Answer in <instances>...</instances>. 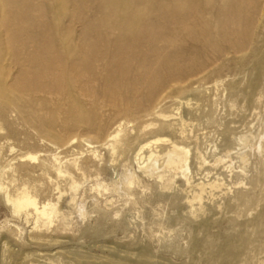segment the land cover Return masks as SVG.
<instances>
[{"label": "bare ground", "instance_id": "6f19581e", "mask_svg": "<svg viewBox=\"0 0 264 264\" xmlns=\"http://www.w3.org/2000/svg\"><path fill=\"white\" fill-rule=\"evenodd\" d=\"M67 2L74 11L57 14ZM224 67L246 79L190 77ZM221 97L250 117L241 130L215 116ZM60 113L93 138L59 126ZM263 117L264 0H0V202L27 224L7 232L40 248L22 264H83L59 240L74 214L119 217L128 206L141 220L151 198H178L193 223L242 191L251 155L264 160ZM17 201L32 203L17 212ZM248 238L221 243V264ZM1 242L4 264L15 251Z\"/></svg>", "mask_w": 264, "mask_h": 264}, {"label": "rangeland", "instance_id": "374dc122", "mask_svg": "<svg viewBox=\"0 0 264 264\" xmlns=\"http://www.w3.org/2000/svg\"><path fill=\"white\" fill-rule=\"evenodd\" d=\"M72 7L73 3L67 2L63 6L59 5L55 12L58 14L64 10L72 11ZM65 18L63 17L64 21H66ZM230 58L231 54H227L218 59L215 64L220 66ZM216 75H227L224 76L227 80L244 81L246 79L244 72L225 67L220 71V74L199 72L190 77L197 79L204 77L202 81L212 84ZM238 103L242 104L244 101L238 98ZM236 112L237 109H229L227 99L221 97L215 116L234 119L233 125L237 126L236 130L238 131L242 129L244 122L249 121L250 117L236 116ZM65 118V113L58 114L57 124L67 128L69 133L81 134L89 139L93 138L91 134H87L80 127L62 124ZM262 121H264V117ZM197 132L199 131L197 130ZM256 161L251 155L249 170L245 178L246 186H242L240 193L232 192L223 200L216 199L209 202L205 214L195 219L193 223H189L184 217L186 209L181 206L182 200L178 198L167 200L163 197L151 198L150 202H146L142 208L141 220L136 218L134 211L128 206L124 207L123 214L119 217L92 213L82 218L74 214L71 223L66 226L67 229L59 232L61 236L59 240L63 241L62 249L78 254L84 261L83 264H99L100 261L106 259H111L116 264H143L144 259H149L154 264H221L218 257L221 243L230 242L241 232H246L249 236L246 248L229 264H257L264 257V216L261 221L256 219L264 205V160ZM115 168L120 172L121 163H117ZM214 168H211L210 175L218 172L219 165ZM110 172L111 170H108L106 177L110 176ZM204 172L205 170L197 171V177L194 174L195 178L202 176ZM240 186L237 185V187ZM96 198L99 203H102L104 197L97 195ZM113 199L116 200V196H113ZM83 200L88 208L94 203L89 194H85ZM219 202L223 203L220 210L217 209ZM117 204L120 205L121 202L118 201ZM157 212L162 213L165 225L168 229H172L170 232L168 229L158 232V227L155 224L159 218ZM26 225L23 220L12 218L5 205L0 202V253L3 235L6 236L10 248L15 251L4 260V264H22L24 257L22 255L40 250L38 246L26 244L25 234L22 233L19 238L6 230L9 226L16 229V227H26ZM22 235L24 238H21ZM13 239L16 243L12 241ZM212 240L213 244L210 247L209 241L212 242ZM22 243L23 245H21Z\"/></svg>", "mask_w": 264, "mask_h": 264}, {"label": "clouds", "instance_id": "9594fccd", "mask_svg": "<svg viewBox=\"0 0 264 264\" xmlns=\"http://www.w3.org/2000/svg\"><path fill=\"white\" fill-rule=\"evenodd\" d=\"M31 201H17V212H19L22 209H26V207L29 206V204H31Z\"/></svg>", "mask_w": 264, "mask_h": 264}]
</instances>
